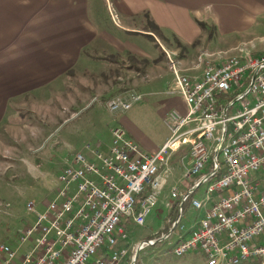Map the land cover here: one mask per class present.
Listing matches in <instances>:
<instances>
[{
  "label": "built area",
  "instance_id": "2783aa9c",
  "mask_svg": "<svg viewBox=\"0 0 264 264\" xmlns=\"http://www.w3.org/2000/svg\"><path fill=\"white\" fill-rule=\"evenodd\" d=\"M111 15L116 21L117 14ZM170 66L173 81L167 92L182 97L186 110L171 108L165 114L167 139L148 152L114 126L106 150L99 141L89 142V155L67 156L58 172L62 186L22 230L19 245L0 241V264H125L129 246H112L127 236L124 218L144 223L171 173L169 157L181 147L186 150L180 157L182 176L170 187L165 206L184 198L203 213L172 252L181 256L198 250L204 264L235 258H259L264 264V53L245 50L207 61L200 76L181 71L171 57ZM139 99L138 93L116 95L107 105L124 111ZM215 149L217 170L198 183L213 169ZM205 182L202 198L188 194ZM27 207L35 210L32 201ZM27 240L33 245L21 251Z\"/></svg>",
  "mask_w": 264,
  "mask_h": 264
},
{
  "label": "crops",
  "instance_id": "0c3cea01",
  "mask_svg": "<svg viewBox=\"0 0 264 264\" xmlns=\"http://www.w3.org/2000/svg\"><path fill=\"white\" fill-rule=\"evenodd\" d=\"M110 9L111 14H117L118 24L111 19ZM263 14L264 0H0V127L14 123L11 122V115L24 106L37 109L39 96H44L49 91L54 96L57 90L66 89V83L72 82L71 73L80 69L79 67L94 65L96 60H112L118 54H127L130 58L134 54L145 59L140 88L145 84L151 85L153 79L159 81L164 74L170 75V79L162 82L166 87L164 91L167 96L160 98L156 105L159 118L168 128L164 121L167 111L176 108L184 112L186 109L182 97L167 92L173 80L169 59L163 51L168 62L159 54L160 51L155 53V47L150 48L147 41L137 44L129 40L126 34L135 31L145 34L149 32V27L160 31L161 34L172 35L175 44L170 47L178 68L189 75L200 76L205 62L216 63L229 58L232 52L228 51L234 50L238 43H233L235 39L230 38V35L245 31ZM215 35L221 43H228L229 46L225 49H213L218 47L215 45L218 44ZM242 48L239 47L235 55H238ZM157 49L159 50V47ZM119 51L121 53H118ZM67 90H70L69 86ZM43 92L45 94L39 95ZM108 93L105 91L102 95L106 96ZM147 93L153 94L150 91ZM93 95L82 92L77 108L72 105L74 100L71 103L66 100L60 108L65 114L72 111V114L63 117L62 121L73 120L83 112H88L84 125H90V129L94 128L95 140L91 138L93 134L88 135V140L83 141L81 139L85 138L82 137L78 139L82 141L78 151L88 155L91 153L86 147L89 142L96 145L99 141V147L103 150L110 145L112 126L108 127L106 134L101 131V127L99 130L98 125H113L107 123L98 109L89 105L90 101L96 98ZM126 119L125 125L133 128L139 141L136 142L145 151H156L170 135L168 128L169 133L149 139L138 128L137 122ZM185 151V147H181L169 157L171 173L167 177H171L174 182L182 176L177 165L183 169L180 157ZM184 161L187 160L184 158ZM164 168L165 165L162 164L160 170ZM174 182L168 184V178L166 179L159 191L160 204L165 206L169 189ZM175 200L176 198L172 200V204ZM186 203H183L180 223L175 228L177 235L174 241L195 225V220L191 221V224L186 220L182 221ZM171 207H166L167 216ZM200 211L202 215L203 211ZM154 232L147 237L156 238L157 234ZM160 242L149 244L156 249L151 250L149 254L145 252V257H140V264H167L171 255L167 249H162ZM183 255L181 256H187ZM184 263L189 264L190 261L186 258ZM198 264H204V257ZM237 264L263 263L259 258H250Z\"/></svg>",
  "mask_w": 264,
  "mask_h": 264
},
{
  "label": "rangeland",
  "instance_id": "374dc122",
  "mask_svg": "<svg viewBox=\"0 0 264 264\" xmlns=\"http://www.w3.org/2000/svg\"><path fill=\"white\" fill-rule=\"evenodd\" d=\"M109 13L111 15V9ZM111 17L115 21L112 15ZM116 21L118 24V19ZM256 21L254 25L246 28L245 31L230 35V38L235 39L232 41L233 43L238 42L234 50L228 51L229 53L232 52L231 55L237 54L239 47H243L241 51L239 50V53L245 50L252 53H264V14ZM147 29L149 32L145 34L138 31L128 32L126 37L137 44L147 41L150 48L154 49L155 47V53L158 54L160 51V55L165 53L168 59L169 56L173 59L174 53L170 46L175 44V41L172 35L161 34L160 31H154L153 28L149 27ZM215 37L218 40L216 35ZM215 45H218V47H213V49H225L229 46L228 43H221L219 40L218 44ZM157 47H159V50ZM132 56L130 58L127 54H118L115 55V59H110L111 61L96 60L97 63L94 65L89 64L79 67L80 69H77V71L73 70L74 72L71 73L73 74L71 77L72 82L66 83V89L57 90L55 97L51 95V91L47 94L44 92L39 93V95H45L39 96L37 109L24 106L23 109L11 115L13 117L11 122L14 123L0 127V241L7 242L12 246L19 245V236L22 230L34 222L36 212L44 210L46 201L54 198L62 186V183L58 180V172L65 158L80 150L81 140L84 141L89 138L88 135L93 134L91 138L95 140L94 128L90 129V125H84L85 115L88 112H83L73 120L62 121L63 117L72 114V111H68L66 114L65 111H60L66 100H70V103L74 100L72 105L77 108L79 106V95L82 92L83 94L85 92L90 95L94 94L93 96L96 98L94 97L95 99H92L89 105H92L93 109H98L108 124H113L98 125L99 130L101 127V131L106 134H108L106 131L108 127L120 126L126 130L128 137L139 142L134 135L133 128H128L125 125L126 118L137 122L139 124L137 125L138 128L149 139H155L169 133L168 128L159 118L156 105L160 98L167 96L164 91L166 87L162 82L167 78L170 79V75L164 74L159 81L153 79L151 85L145 84L143 88H140V81L144 75L145 59L136 57L134 54ZM163 58L168 62L165 55H163ZM68 86L70 90H67ZM102 90L109 93L103 96L102 92L105 91ZM148 91L153 92V94L147 93ZM132 93H138L142 98L130 108L113 112L107 107V101L111 97L116 95L128 96ZM177 95L173 94V96ZM61 97L65 100L63 101ZM248 98L251 99L252 97L248 95ZM237 105L238 103L235 104V106ZM80 137L85 139L78 140ZM187 158L186 156L185 160ZM219 159H221L220 153ZM177 167L179 168V174H181L183 169L179 167V164ZM167 178L168 184L174 182L171 177ZM206 183L202 184L193 193L192 197L202 198ZM183 184L184 182L181 185L183 186ZM215 195L216 193H211V196ZM29 201L33 202L35 210H30L27 207ZM200 210L193 206L190 201H187L182 221L186 220L188 224H191V221L200 217ZM166 213V207L158 202L146 216L143 224L134 222L131 217L124 218L127 236L116 240L112 246L116 248L129 246L130 252L125 264H129L134 249L140 240L149 239L147 236L151 235L153 231L158 237L162 231L165 232L169 229L172 217L167 216ZM179 223L180 221L174 229ZM185 226L187 225L185 224ZM176 235L177 229L167 238L162 239L163 241H159L162 249H167L171 255L167 264H186L184 263L186 258L190 261L189 264H198V261L203 257L198 250H188L184 253L187 254L186 257H183L184 255L177 256L172 252ZM32 245V240L22 242L20 250L23 251L25 247ZM155 249L149 244H144L139 251L135 264L141 263L140 257H145V252L149 254L151 250Z\"/></svg>",
  "mask_w": 264,
  "mask_h": 264
},
{
  "label": "water",
  "instance_id": "95a60500",
  "mask_svg": "<svg viewBox=\"0 0 264 264\" xmlns=\"http://www.w3.org/2000/svg\"><path fill=\"white\" fill-rule=\"evenodd\" d=\"M237 99V97H235L233 99V101ZM214 167L211 171L205 173L199 180L198 183H201L203 180H205L206 178H209L211 177L215 171L217 170V167H218V161H217V149H215V154H214ZM195 189V187H192L189 191H188V194L191 193L193 190ZM183 200L184 198H181L180 202H179V205H178V208H177V212H176V215H175V218L174 220L172 221L171 223V226L169 227V229L163 233H161L158 237L156 238H150V239H142L139 241V243L136 245L135 249H134V253L133 255L131 256V259L129 261V264H135L136 260H137V257L139 255V251L141 249V247L144 245V244H154L158 241H160L161 239H163L164 237H166L168 234L171 233V231L174 229V227L176 226L178 220H179V217H180V214H181V210H182V206H183Z\"/></svg>",
  "mask_w": 264,
  "mask_h": 264
},
{
  "label": "trees",
  "instance_id": "16d2710c",
  "mask_svg": "<svg viewBox=\"0 0 264 264\" xmlns=\"http://www.w3.org/2000/svg\"><path fill=\"white\" fill-rule=\"evenodd\" d=\"M194 192V191H193ZM193 192H191V194L190 195H192L193 194ZM143 196V194H138V198H141ZM179 202H180V198H176V200L174 201V203L172 204V207H171V209H170V211H169V213H168V216H170V217H172V221H173V219L175 218V215H176V211H177V208H178V204H179ZM172 221H171V223H172ZM168 229V228H167ZM148 238H153V237H148Z\"/></svg>",
  "mask_w": 264,
  "mask_h": 264
},
{
  "label": "bare ground",
  "instance_id": "6f19581e",
  "mask_svg": "<svg viewBox=\"0 0 264 264\" xmlns=\"http://www.w3.org/2000/svg\"><path fill=\"white\" fill-rule=\"evenodd\" d=\"M249 52H250V51H249ZM199 59H200V62H202L201 56L199 57ZM169 60H170V56H169ZM171 68H172V67H171ZM242 261H244L243 258H235L234 260H229V261H227V262H221V264H222V263H227V264H237V263L242 262Z\"/></svg>",
  "mask_w": 264,
  "mask_h": 264
}]
</instances>
